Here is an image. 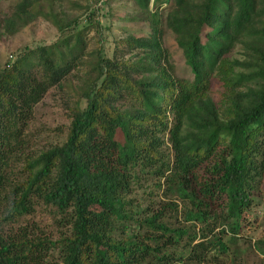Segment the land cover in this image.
I'll return each instance as SVG.
<instances>
[{
  "label": "trees",
  "instance_id": "1",
  "mask_svg": "<svg viewBox=\"0 0 264 264\" xmlns=\"http://www.w3.org/2000/svg\"><path fill=\"white\" fill-rule=\"evenodd\" d=\"M132 1L150 31L122 41L127 59L101 49L84 59L77 17L55 0H19L0 21L10 34L40 17L70 32L0 69V195L3 167L48 89L80 72L85 103L61 146L24 160L3 219L28 213L33 197L55 209L66 231L54 241L21 229L0 236V264H219L239 241L264 171V0H152L153 10L151 0ZM163 28L191 81L174 75ZM237 44L240 58L231 56ZM213 78L223 88L221 112ZM145 183L160 192L151 205L132 198ZM252 248L264 256V231Z\"/></svg>",
  "mask_w": 264,
  "mask_h": 264
},
{
  "label": "rangeland",
  "instance_id": "2",
  "mask_svg": "<svg viewBox=\"0 0 264 264\" xmlns=\"http://www.w3.org/2000/svg\"><path fill=\"white\" fill-rule=\"evenodd\" d=\"M18 2L19 0H0V21L12 13ZM55 2L56 10L61 9L77 17L76 31L81 30L83 34L84 59H89L98 49H101L108 58L115 55L127 59L130 56L128 47L122 41L129 36H146L150 31L149 22L145 20L132 0H55ZM149 7L153 10L152 0ZM165 7L167 6L163 5L161 9ZM92 12L95 13L94 22L88 19V15ZM0 31L2 33L0 69L11 58L22 56L24 50L49 46L70 34V32L60 34L41 17L15 34ZM162 31L163 48L171 57L174 75L191 81L193 77L184 62L182 52L176 45L174 35L164 28ZM98 34L101 36L99 37ZM240 51V45L237 44L231 56L242 57ZM40 71L39 67H35L32 73L41 77ZM81 76L82 73L72 71L60 85H53L48 89L40 102L33 107L31 117L22 130L20 148L9 154L8 165L2 170L4 175L0 195L2 201L0 236L2 237L14 235L22 230L29 237L54 241L66 231V228L58 222L60 216L55 209L33 197L30 199L28 213L11 222H4L3 219L7 215L5 211L8 208L7 200L11 199L10 191L25 179L24 160L42 151L61 146L65 142L76 107L82 108L85 105L84 101L79 99L77 91ZM209 93L221 112L223 88L217 78L212 79ZM117 138L120 140V136ZM159 195L160 192L155 189L153 183H145L142 189L135 190L132 198L137 202L141 200L151 205V201H157ZM255 195L254 203L245 215L238 234L239 241L229 244V257H223L219 264H231L234 257L239 264H264V256L252 248L254 241L260 238L264 231V171L255 189ZM235 254L237 256H234Z\"/></svg>",
  "mask_w": 264,
  "mask_h": 264
}]
</instances>
